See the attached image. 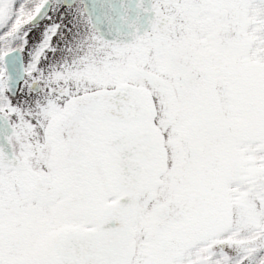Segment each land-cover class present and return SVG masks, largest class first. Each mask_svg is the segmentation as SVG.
Segmentation results:
<instances>
[{"label": "snow or ice", "instance_id": "snow-or-ice-1", "mask_svg": "<svg viewBox=\"0 0 264 264\" xmlns=\"http://www.w3.org/2000/svg\"><path fill=\"white\" fill-rule=\"evenodd\" d=\"M0 264H264V0H0Z\"/></svg>", "mask_w": 264, "mask_h": 264}]
</instances>
